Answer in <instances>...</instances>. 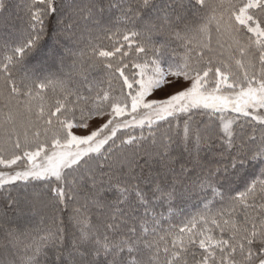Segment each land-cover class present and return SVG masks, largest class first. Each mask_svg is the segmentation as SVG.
<instances>
[{
  "label": "snow or ice",
  "instance_id": "snow-or-ice-1",
  "mask_svg": "<svg viewBox=\"0 0 264 264\" xmlns=\"http://www.w3.org/2000/svg\"><path fill=\"white\" fill-rule=\"evenodd\" d=\"M14 7L0 264H264V0H24L19 23Z\"/></svg>",
  "mask_w": 264,
  "mask_h": 264
},
{
  "label": "trees",
  "instance_id": "trees-1",
  "mask_svg": "<svg viewBox=\"0 0 264 264\" xmlns=\"http://www.w3.org/2000/svg\"><path fill=\"white\" fill-rule=\"evenodd\" d=\"M12 4L14 6L18 5L19 7H14L13 8V13H14V19L16 20L17 23H19V17L23 16V12H22V8H23V4H24V0H12ZM120 16V13L119 11H115V15L112 19L111 22H108L104 25V27L106 28H112V29H116V28H120L122 27V25L120 23L117 22L116 20V17H119ZM91 27V26H89ZM0 31H3V32H11V25H9L8 27L6 28H2L0 29ZM93 31V36H92V40L93 42H97V43H102L103 45L105 46H108L109 45V41L104 37V33L99 31L98 29H95L93 28L92 29ZM97 36H99V39H97ZM88 41H89V38L88 36L86 35L85 38H84V41L82 42L81 44V47H86L87 44H88ZM45 42L47 43V45L49 47H51L54 43V41L50 38V37H45ZM53 71H55V69H53ZM0 209H2V205H0ZM3 211H7L6 209H2ZM8 217H11V215L13 214H16L14 212H8ZM33 215L32 218L28 217V218H23L22 220L19 221V223H26L30 228H40V227H43V220H44V217L42 214H37V213H34L31 214ZM2 223H7V221L5 220H2L0 219V244L2 243H7V240L4 236V233L2 231V228L3 226L1 225ZM12 226H15V225H12ZM165 227H167V225H165ZM3 251V248H0V252ZM22 254V252H21ZM51 255V253L49 254ZM41 260L43 259V257L40 258Z\"/></svg>",
  "mask_w": 264,
  "mask_h": 264
},
{
  "label": "rangeland",
  "instance_id": "rangeland-1",
  "mask_svg": "<svg viewBox=\"0 0 264 264\" xmlns=\"http://www.w3.org/2000/svg\"><path fill=\"white\" fill-rule=\"evenodd\" d=\"M157 95H162V93H157ZM93 127H95V125H93ZM81 134H84V133H81ZM31 214H33V213H28V212H26L23 216L20 217V220H22L23 218H28V217L32 218L33 215H31ZM17 215H18L17 213H16V214H13V215H11V217H9V218H10V219H15V217H16ZM20 220H19V221H20ZM5 224H7V223H2L1 225L4 226Z\"/></svg>",
  "mask_w": 264,
  "mask_h": 264
}]
</instances>
